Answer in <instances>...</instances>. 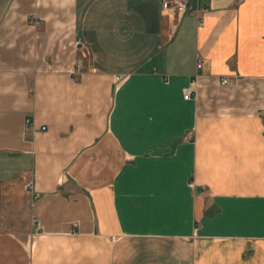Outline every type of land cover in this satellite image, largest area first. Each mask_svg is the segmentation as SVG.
Segmentation results:
<instances>
[{
  "label": "crops",
  "instance_id": "obj_1",
  "mask_svg": "<svg viewBox=\"0 0 264 264\" xmlns=\"http://www.w3.org/2000/svg\"><path fill=\"white\" fill-rule=\"evenodd\" d=\"M161 6L0 0V264H264V0Z\"/></svg>",
  "mask_w": 264,
  "mask_h": 264
},
{
  "label": "built area",
  "instance_id": "obj_2",
  "mask_svg": "<svg viewBox=\"0 0 264 264\" xmlns=\"http://www.w3.org/2000/svg\"><path fill=\"white\" fill-rule=\"evenodd\" d=\"M188 5H189V0H162V6H161V10L164 11V13L167 16H170L171 19H174L175 17H178L180 15H183L187 12L188 9ZM201 19V17H199V20ZM83 56L81 58L77 59V66L75 70H72V73H79L80 71V66L83 63ZM202 65V60L200 58H198L197 60V68H200ZM196 74L189 80L188 84L184 87L183 89V97L185 99H191V98H195L196 96V89H197V81H196ZM124 78L123 74H116L114 76V79L116 82L121 81ZM228 78L227 77H222L221 78V82L222 83H226L228 82ZM24 129L25 131H29L34 129V127L32 126V122L29 116H27L25 118V122H24ZM40 129H45V126H40ZM27 186L31 187V181L27 182Z\"/></svg>",
  "mask_w": 264,
  "mask_h": 264
},
{
  "label": "rangeland",
  "instance_id": "obj_3",
  "mask_svg": "<svg viewBox=\"0 0 264 264\" xmlns=\"http://www.w3.org/2000/svg\"><path fill=\"white\" fill-rule=\"evenodd\" d=\"M27 183L24 184V194H23V202L20 204L16 215H7L3 216L4 226L11 227L14 234L20 237L22 240H26L27 242L30 240V236L32 234L33 227L32 218L28 214V204L30 201ZM10 207V206H9ZM8 207V208H9ZM7 208V209H8ZM36 230V229H35Z\"/></svg>",
  "mask_w": 264,
  "mask_h": 264
}]
</instances>
